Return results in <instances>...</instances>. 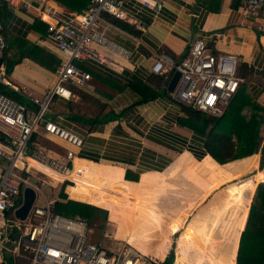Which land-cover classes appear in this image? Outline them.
<instances>
[{
  "label": "crops",
  "instance_id": "crops-1",
  "mask_svg": "<svg viewBox=\"0 0 264 264\" xmlns=\"http://www.w3.org/2000/svg\"><path fill=\"white\" fill-rule=\"evenodd\" d=\"M1 1L11 13L7 28L0 31L6 42L2 63L6 67L8 59L17 56L20 40L40 46L43 58H38L41 61L22 57L7 73L13 85H26L41 93L52 86L64 57L50 41L40 39L42 34L33 30V25L35 20L51 21L47 13L49 8L58 11L68 8L54 0ZM153 1L162 3L160 12L154 13L135 0H124L126 19L105 15V33L127 48L130 56L124 58L97 48L106 54L107 60L81 63L91 75L88 82L83 87L73 86L71 99L55 97L52 100V114L47 116L84 139L77 159L73 160V169L67 175L72 181L64 186V192L69 199L106 209L114 231L120 219L133 218L137 191L108 199L93 194L92 180L98 177L135 183L136 180L125 178L127 170L137 174V180L143 174L152 175L151 178H156L152 187L157 188L161 227L152 232L147 246L138 249L163 262L169 253L168 233L175 236L172 264H205L217 260L231 244L229 258L223 264L236 263L237 244L253 193L258 183L264 182V166L259 169V153L252 167L241 162L250 155L222 164L215 161L205 153L204 136L179 122L181 104L164 86L168 73H152L150 67L157 54L178 60L195 38H205L215 52L237 56L238 73L245 81L246 92L264 106L261 73L264 71V19L246 15L239 1L238 6L232 8L234 0ZM23 2L29 6L26 8ZM150 94L154 97L143 99ZM34 134L30 148L42 149L48 156L64 161L67 145L41 131ZM260 134L264 138V125ZM38 135L58 141L61 151L41 145ZM28 162L31 176L36 180L37 171L53 185L64 182L60 174L46 173L39 170L44 169L36 161L29 159ZM224 164H228L227 167ZM4 165L0 160V169ZM245 167L250 170L238 175ZM37 185L44 204L45 199H49L38 180ZM204 204L206 206L201 209ZM225 211L239 213L235 217L238 227L228 238L225 228L216 227L222 220L225 224L228 218L222 215ZM190 233L193 234L191 242L202 244L190 246L186 243ZM131 237L134 238L133 247L142 241L140 235ZM2 252L3 248L0 264H3Z\"/></svg>",
  "mask_w": 264,
  "mask_h": 264
},
{
  "label": "built area",
  "instance_id": "built-area-1",
  "mask_svg": "<svg viewBox=\"0 0 264 264\" xmlns=\"http://www.w3.org/2000/svg\"><path fill=\"white\" fill-rule=\"evenodd\" d=\"M15 3L17 0H7ZM154 13L162 9L161 2L135 0ZM24 6L29 5L25 2ZM124 0H88L82 11L56 10L49 8L52 17L47 21L46 33L40 36L50 41L63 60L57 67L56 78L50 88L41 93L26 85H13L7 69L2 63L6 47L0 34V85L19 94L20 102L0 91V253L3 248L6 228L18 231L19 245L30 256L29 264H161L155 257L136 252L128 246L119 251L107 250L92 241L86 220L66 217L51 210V202L42 206H31L26 218L19 220L14 210L22 203L23 187L32 186L40 192L37 183L31 182L29 159L40 164L46 173H58L62 181H72L67 177L73 169V160L84 144L78 134L60 126L47 114L51 113V103L57 97L69 100L73 96L72 87H83L91 75L81 67L83 61L104 62L107 52L128 58L130 51L111 39L104 31L107 23L105 15L124 20L127 15L123 8ZM246 15L264 19V0H239ZM238 58L233 53L215 52L205 38H195L186 54L174 60L165 54H157L150 70L152 73L178 71L180 76L170 92L179 103L194 109L220 115L230 103L243 82L238 74ZM41 131L63 142V159L48 156L42 149L30 148L31 137ZM38 169V168H36ZM20 224L19 227L14 224Z\"/></svg>",
  "mask_w": 264,
  "mask_h": 264
},
{
  "label": "trees",
  "instance_id": "trees-1",
  "mask_svg": "<svg viewBox=\"0 0 264 264\" xmlns=\"http://www.w3.org/2000/svg\"><path fill=\"white\" fill-rule=\"evenodd\" d=\"M54 1L72 11H82L88 4V0ZM237 1L239 0H234L231 4L232 8L238 6ZM10 17L11 13L7 9L5 2L1 1V32H4V29L7 28L6 25ZM46 28L47 25L45 22L35 20L33 30L44 35L46 33ZM16 52L17 56L8 59L6 63L7 71H9L22 57H31L38 61V57L42 55L43 50L38 45L31 44L26 40H20L17 44ZM40 57L43 58V56ZM261 73L264 77V71ZM71 89L73 91V88ZM0 91L11 97L15 95L20 102H24V99L19 94L2 85H0ZM152 97H154V94H150L148 97L145 96L143 99ZM180 104L182 115L178 117L179 122L204 136L203 146L205 153L209 154L215 161L222 164L250 155L241 162H243L246 167H252L259 153V169L264 166V138L260 134L261 126L264 125V106H262L249 92H246L244 79L237 93L220 115L208 114L201 110L194 109L189 105ZM35 135L36 134H33L31 139H33ZM0 136L3 139L1 133ZM224 165L227 167L228 164ZM246 167L241 173H238V175L244 174L250 170H247ZM151 176L152 175L143 174L141 178L137 180L138 175H133L127 170L125 178L136 180L135 183L126 180H124V182H112L98 177L92 180L91 185L93 194L96 196H105L108 199H113L116 194L124 196L131 191H137L135 195L136 207L134 216L132 219H120L114 228V237L125 238V240L128 241L129 236L140 235L143 243L148 244L152 232L160 229L162 218L161 207L156 198L157 188L155 185L152 187V183L155 184L156 178H151ZM66 184H70V182L64 181L62 183L57 197L51 202V210L54 213L66 217L82 218L86 220L88 224L97 217H100L103 221L108 220V211L106 209L86 202L69 199L64 192V186ZM253 194L246 223L237 244L236 263L234 261L232 264H264V182L258 183ZM192 235L193 234L190 233L185 240L190 246H193L192 243H199L190 241ZM18 237V231H9V228H6L3 245V264H20V258H24L26 261L25 264H29L30 256L27 251L20 245L19 247L15 246ZM6 247L8 248L7 251L5 250ZM231 247L232 244L225 248L222 256L217 260H210L205 264H223L229 258ZM173 259L174 253L170 250L168 256L161 264H172Z\"/></svg>",
  "mask_w": 264,
  "mask_h": 264
},
{
  "label": "rangeland",
  "instance_id": "rangeland-1",
  "mask_svg": "<svg viewBox=\"0 0 264 264\" xmlns=\"http://www.w3.org/2000/svg\"><path fill=\"white\" fill-rule=\"evenodd\" d=\"M238 65H239V62H238ZM13 97L16 100H18V98L15 95ZM205 113H208V112H205ZM208 114H210V113H208ZM38 136H39V143L41 145H43V146H45L47 148H52V149L55 148L58 151H61V149L58 147L59 146L58 141H56L54 139H48V138L42 137V135H38ZM35 176H38L37 180L39 181L40 188H41V190H43V192L46 195V197L49 200L53 201V199H55L57 197L58 191H59V189H60L62 184H59V183H58V185L51 184L50 182H48V180L43 175H41L37 171L35 172ZM205 204L203 206H201V209L202 208L204 209V207L207 205V204L206 205ZM34 205H36V206H42L43 205L42 196L38 192L36 193V198H35V201H34ZM124 212H126V211L124 210ZM120 214H123V212L121 211V208H120ZM222 215H227L228 218L225 219L226 220L225 224H223L224 222H222L223 221L222 220L221 222L217 223L216 227H222V230L225 228L224 232L227 233V238H228V235L230 234V232H232L233 229H236L238 227L235 224V222H236L237 216H239V213H238V211L236 212V214H233L232 212L225 211ZM230 222H232V224H230ZM14 226L19 227L20 224L17 223V224H14ZM89 228H90V232H89L90 239L92 241L96 242L98 245L102 246L105 249L107 248V249H110L112 251H119L125 246H132L131 243L134 240V238H132L131 236H129V240L128 241H126L125 238H121V240H115L114 239V235L112 234L113 233V228L110 225L108 220L107 221H103L100 217H97L93 221H91V223H89ZM10 230L11 229H9V231ZM157 235H159V234H157ZM167 235H168L167 237H169V240H170V243H169V246H168V250L169 251L172 250V252L174 253V250H175V243H174L175 236L174 235H170L169 236L168 233H167ZM15 243H16L15 246L19 247V240H17ZM3 245H4V242H3ZM5 250L7 251L8 248L6 247ZM167 256H168V254L165 256V258ZM2 257H3V252H2ZM20 259H21V260H19L20 264H25L26 263L24 258H20Z\"/></svg>",
  "mask_w": 264,
  "mask_h": 264
},
{
  "label": "water",
  "instance_id": "water-1",
  "mask_svg": "<svg viewBox=\"0 0 264 264\" xmlns=\"http://www.w3.org/2000/svg\"><path fill=\"white\" fill-rule=\"evenodd\" d=\"M1 62V60H0ZM180 76L178 71L168 73L164 81V86L167 90L171 92ZM33 184L37 183V180L33 177L30 178ZM36 198V191L32 186L23 187L22 203L21 205L14 210V216L19 220H24L33 205Z\"/></svg>",
  "mask_w": 264,
  "mask_h": 264
},
{
  "label": "bare ground",
  "instance_id": "bare-ground-1",
  "mask_svg": "<svg viewBox=\"0 0 264 264\" xmlns=\"http://www.w3.org/2000/svg\"><path fill=\"white\" fill-rule=\"evenodd\" d=\"M136 244V243H135ZM137 245V244H136ZM148 244H144L143 241L140 242V244L137 245V247H132V246H128L129 248H131L132 250L136 251V252H140L142 254H148V253H144L141 250H139L138 248H141V246H147ZM150 247V246H149ZM153 256V255H152ZM156 258H159L157 256H155Z\"/></svg>",
  "mask_w": 264,
  "mask_h": 264
}]
</instances>
